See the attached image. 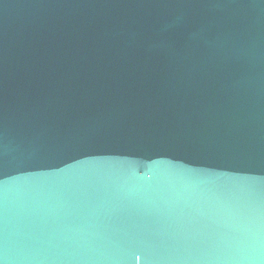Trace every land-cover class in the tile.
Here are the masks:
<instances>
[{"label":"water","instance_id":"obj_1","mask_svg":"<svg viewBox=\"0 0 264 264\" xmlns=\"http://www.w3.org/2000/svg\"><path fill=\"white\" fill-rule=\"evenodd\" d=\"M2 264H264V0H0Z\"/></svg>","mask_w":264,"mask_h":264},{"label":"snow or ice","instance_id":"obj_2","mask_svg":"<svg viewBox=\"0 0 264 264\" xmlns=\"http://www.w3.org/2000/svg\"><path fill=\"white\" fill-rule=\"evenodd\" d=\"M0 264H2V262H0Z\"/></svg>","mask_w":264,"mask_h":264}]
</instances>
